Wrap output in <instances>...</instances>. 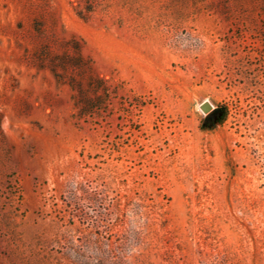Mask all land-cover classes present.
<instances>
[{
	"label": "rangeland",
	"instance_id": "1",
	"mask_svg": "<svg viewBox=\"0 0 264 264\" xmlns=\"http://www.w3.org/2000/svg\"><path fill=\"white\" fill-rule=\"evenodd\" d=\"M136 212L264 264V0H0V264H93Z\"/></svg>",
	"mask_w": 264,
	"mask_h": 264
},
{
	"label": "trees",
	"instance_id": "2",
	"mask_svg": "<svg viewBox=\"0 0 264 264\" xmlns=\"http://www.w3.org/2000/svg\"><path fill=\"white\" fill-rule=\"evenodd\" d=\"M94 108L88 106L81 114H91ZM138 209L142 208L137 205ZM134 217V219H133ZM123 221V220H122ZM130 227L124 229L120 234H110L105 244H101L99 238H95L91 246L93 264H193L183 257L176 259L172 249L160 253L162 243L170 244L172 238H167L165 234H159L156 230L157 222L154 223L149 215L144 216L141 212L132 214ZM166 221L161 222L160 227L164 228ZM98 235V234H97ZM179 251L182 248L176 245ZM201 256V252H196ZM83 254L79 257L82 259ZM153 258L157 259L153 262ZM198 264H230L227 255L217 253L207 260H198Z\"/></svg>",
	"mask_w": 264,
	"mask_h": 264
},
{
	"label": "water",
	"instance_id": "3",
	"mask_svg": "<svg viewBox=\"0 0 264 264\" xmlns=\"http://www.w3.org/2000/svg\"><path fill=\"white\" fill-rule=\"evenodd\" d=\"M201 110L206 112V113H210L212 111V105L208 102L203 103L200 106Z\"/></svg>",
	"mask_w": 264,
	"mask_h": 264
}]
</instances>
